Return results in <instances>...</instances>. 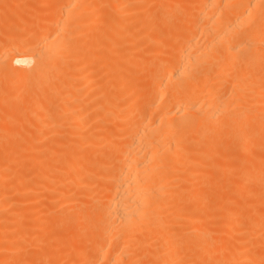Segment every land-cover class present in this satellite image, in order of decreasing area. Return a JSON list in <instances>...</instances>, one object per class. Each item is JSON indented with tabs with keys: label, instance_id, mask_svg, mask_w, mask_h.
<instances>
[{
	"label": "bare ground",
	"instance_id": "bare-ground-1",
	"mask_svg": "<svg viewBox=\"0 0 264 264\" xmlns=\"http://www.w3.org/2000/svg\"><path fill=\"white\" fill-rule=\"evenodd\" d=\"M0 264H264V0H0Z\"/></svg>",
	"mask_w": 264,
	"mask_h": 264
},
{
	"label": "rangeland",
	"instance_id": "rangeland-1",
	"mask_svg": "<svg viewBox=\"0 0 264 264\" xmlns=\"http://www.w3.org/2000/svg\"><path fill=\"white\" fill-rule=\"evenodd\" d=\"M4 200H6V198H4Z\"/></svg>",
	"mask_w": 264,
	"mask_h": 264
}]
</instances>
